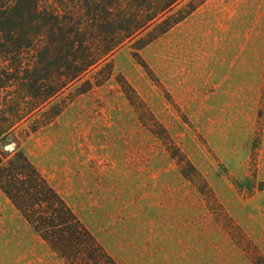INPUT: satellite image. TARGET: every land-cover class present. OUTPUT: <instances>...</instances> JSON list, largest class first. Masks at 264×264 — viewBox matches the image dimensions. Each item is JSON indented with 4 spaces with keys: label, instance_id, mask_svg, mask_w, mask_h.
Returning a JSON list of instances; mask_svg holds the SVG:
<instances>
[{
    "label": "rangeland",
    "instance_id": "obj_1",
    "mask_svg": "<svg viewBox=\"0 0 264 264\" xmlns=\"http://www.w3.org/2000/svg\"><path fill=\"white\" fill-rule=\"evenodd\" d=\"M190 1L186 21L120 44L0 151H22L118 264H264V0L170 12ZM0 264H66L1 191Z\"/></svg>",
    "mask_w": 264,
    "mask_h": 264
},
{
    "label": "trees",
    "instance_id": "obj_2",
    "mask_svg": "<svg viewBox=\"0 0 264 264\" xmlns=\"http://www.w3.org/2000/svg\"><path fill=\"white\" fill-rule=\"evenodd\" d=\"M75 1L53 7L48 0H0V141L120 44L137 38L142 48L197 8L190 1L186 11L170 12L180 0H144L146 7L137 0ZM91 88L87 80L78 92ZM63 109L50 104L33 131ZM11 151H0V191L48 247L66 264H118L23 152Z\"/></svg>",
    "mask_w": 264,
    "mask_h": 264
},
{
    "label": "water",
    "instance_id": "obj_3",
    "mask_svg": "<svg viewBox=\"0 0 264 264\" xmlns=\"http://www.w3.org/2000/svg\"><path fill=\"white\" fill-rule=\"evenodd\" d=\"M9 147H11V145H9Z\"/></svg>",
    "mask_w": 264,
    "mask_h": 264
},
{
    "label": "crops",
    "instance_id": "obj_4",
    "mask_svg": "<svg viewBox=\"0 0 264 264\" xmlns=\"http://www.w3.org/2000/svg\"><path fill=\"white\" fill-rule=\"evenodd\" d=\"M185 21H186V19H185Z\"/></svg>",
    "mask_w": 264,
    "mask_h": 264
}]
</instances>
